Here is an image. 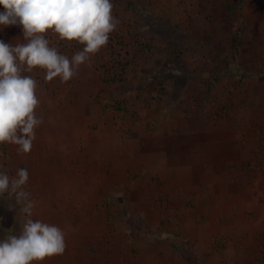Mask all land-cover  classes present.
<instances>
[{
  "label": "rangeland",
  "instance_id": "obj_1",
  "mask_svg": "<svg viewBox=\"0 0 264 264\" xmlns=\"http://www.w3.org/2000/svg\"><path fill=\"white\" fill-rule=\"evenodd\" d=\"M145 1L159 34L139 60L87 63L95 108L67 112L86 122L39 126L28 154L0 144L31 218L65 234L40 264H264V0ZM26 218L0 196V241Z\"/></svg>",
  "mask_w": 264,
  "mask_h": 264
},
{
  "label": "clouds",
  "instance_id": "obj_2",
  "mask_svg": "<svg viewBox=\"0 0 264 264\" xmlns=\"http://www.w3.org/2000/svg\"><path fill=\"white\" fill-rule=\"evenodd\" d=\"M0 6L4 9L0 25L22 26L24 38L14 45L0 40V144L16 145L18 153L28 154L43 119L36 113L37 81L25 73L39 68L45 70L46 81L71 80L90 55L106 46L119 21L112 14L111 0H0ZM48 33L83 47L69 59L50 46ZM28 181L27 168L17 169L13 177L0 171V196L14 198L27 217L19 235L0 241V264H40L65 251L61 228L31 218L35 205L26 190Z\"/></svg>",
  "mask_w": 264,
  "mask_h": 264
},
{
  "label": "crops",
  "instance_id": "obj_3",
  "mask_svg": "<svg viewBox=\"0 0 264 264\" xmlns=\"http://www.w3.org/2000/svg\"><path fill=\"white\" fill-rule=\"evenodd\" d=\"M111 2L113 4L112 14L119 21V24L116 29L109 34V40L106 46L101 48V50L96 54L90 55V59L86 61L83 66L80 65L81 67H79L78 75L67 81V84H69V82L74 84L71 90L69 89L68 91L65 86L62 87L65 82H62L59 77L54 78L52 81H45V70L36 68L32 73H27L28 75H32L34 78H39L38 81L36 80V95L40 100V105L36 110L37 115L43 119V124L41 126L51 125L55 122H57L55 124L58 125L75 123L80 124L83 121L86 122L87 117H85L84 114L79 112L77 115L80 117L74 115L75 117L73 116V118H70L67 116V112L70 110H73L72 112H74L75 108L78 110L81 108L85 109V107L88 109L95 108L91 102L88 103L84 98V94L91 91L93 82H97V79H95V77L93 78L92 72L87 71V63L89 62V64H92L97 62L96 65H99L106 62L108 61L110 55H112L116 50L121 55L120 57L123 60H130L135 57L139 60L141 58L140 54L145 51L143 46L146 45L147 40L151 39V37H153L154 40L157 38L155 37V34H159L157 28H155L157 25L152 23V19L149 17L152 13V7L149 5L148 10L145 5V0H111ZM155 2L158 3V0H155ZM144 9H146V11ZM2 11H4V9L0 6V12ZM46 36L50 37L52 41H60L62 46L59 52L67 55L69 59H71V57L83 47V45L78 44L76 41L69 42L66 40H59L58 36L55 34L48 33ZM143 38L145 39V42H143ZM0 40L13 45L24 42L22 26L0 25ZM137 75L138 72L133 71L130 78L134 79ZM96 76H98L97 72ZM46 82H48V84H46ZM82 84L84 87L81 86ZM76 85H79L80 87L78 86V88H76ZM98 89H100V87ZM57 91H60L59 94L63 95L64 98L65 96L68 97L72 95L74 100H80L82 97L83 101H77L78 104L65 103L57 107L51 100L53 92ZM58 119L60 121L59 123L57 121Z\"/></svg>",
  "mask_w": 264,
  "mask_h": 264
},
{
  "label": "built area",
  "instance_id": "obj_4",
  "mask_svg": "<svg viewBox=\"0 0 264 264\" xmlns=\"http://www.w3.org/2000/svg\"><path fill=\"white\" fill-rule=\"evenodd\" d=\"M46 38H48L50 40V44L53 43V41H52V39L50 37L46 36Z\"/></svg>",
  "mask_w": 264,
  "mask_h": 264
}]
</instances>
